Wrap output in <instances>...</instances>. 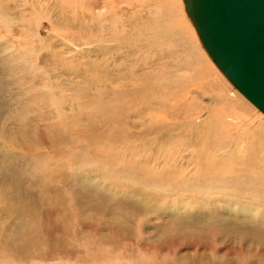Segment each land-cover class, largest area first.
I'll return each instance as SVG.
<instances>
[{"label":"bare ground","instance_id":"1","mask_svg":"<svg viewBox=\"0 0 264 264\" xmlns=\"http://www.w3.org/2000/svg\"><path fill=\"white\" fill-rule=\"evenodd\" d=\"M40 1L0 0V65L2 67L0 70V91L4 93L0 96V112L11 111L7 114L8 117L3 119L5 124L2 123L0 125V131L3 132V130L8 129V123L10 122V134L12 136L7 140L10 145L16 146L12 147L8 145L5 139H0V192L2 193L5 189L10 188L9 182H12L14 185L13 189L16 193L19 191L16 185L19 186V184L25 183L26 176L30 177L35 172L37 176L46 177L52 182L50 184H54L53 190L50 188L49 191L55 195V198L47 196L49 199H46L51 203L50 207L54 205V200L56 199L54 191L57 193V189L60 190L62 184H65V179L67 178L68 180L67 176H72L71 169L73 166L67 159H73V157L69 156L65 162L59 160L56 163L54 156H57V160L59 158L58 154L54 152V154L49 155L47 158L38 159L35 163L42 165V167L34 170L30 155L31 153L32 155L35 154V151H38L39 148L30 152L29 138L23 136L28 133L27 130H29L30 134V129L25 119L31 115V117L33 116L31 120H37L38 123L45 124L56 121V127L63 137H67L68 140L70 138L69 127L74 124L73 121L77 109L85 113L94 109L95 117L98 116L100 121L101 119L108 120L105 130H103V127L94 118L93 125L96 124L98 126L97 133L102 134L101 136L108 139H113L117 136L123 143L126 139L128 141L124 144L116 143V145L112 144V141H108L109 143L104 146L100 160L105 163V166L109 170L111 166L113 173L107 174L106 177H101L97 170L93 171V173L97 174V178L99 177L106 183L103 185V188L99 185L90 184L91 182L82 183L77 176H74L78 194H92L94 201L99 204L100 208L107 209L110 217L123 208L128 209L129 216H135V213L139 211L144 212V214L155 212V214L157 213L159 215L158 217H161V220L171 218L173 221L186 224L190 227L200 228L205 225L211 229L220 228V231L224 232H228L226 230L229 229L225 225H229L231 226V230L236 231V234L243 232V234L251 237L254 235L262 238L263 235L260 234L258 229L260 224L253 222L248 224L246 221L243 223L237 222L238 219H234L233 217L229 219L216 206L221 200H227V198L233 203V199L237 201L243 200L247 203L242 208L243 212H245L250 210V205L253 201L264 202V123L263 121L254 119L250 120L246 115L240 114L239 110L242 111L241 108L244 109L245 107L243 108V105L237 99L233 98L234 93L229 88L226 89L222 86L217 77H221V75L214 68V66H217L213 64L205 48L203 50L197 41V48H195L187 43L180 46V44L173 42L174 39H167L173 31L171 29L172 25L169 26L168 24L172 23L173 17L176 15V13L175 15L172 14L174 5L167 4V0V3L163 0L166 4H162L161 1H158L156 4H146L148 2L147 0H141V4H133V10L131 7L124 11L117 4L119 0H106L105 5H107V9L99 8V10H93L94 4L92 3L94 0H65V2L67 1L69 3L79 1L84 4L81 7L82 11L80 15L82 17H75L77 19V25L82 23L87 27L88 24L84 23L83 19H92L90 27L93 30L91 34L93 47L100 53L106 52L112 56L108 68L102 67L92 72L89 63L93 62L82 61L80 56L78 61L79 53L84 50L81 49L78 52V48H75V60L73 57L72 59H68L63 56L65 52L62 49L60 40L62 38V43H66L67 36L63 37L58 30L52 34H43L41 28L47 25L46 21L49 20L46 4L51 0H45L44 4H39ZM179 5L181 11H183V3ZM42 6H45L43 10H40L35 16H31L33 8ZM58 6L64 7L66 4H58ZM161 6H165L169 13V16L165 14L166 18L162 16L163 14L161 15L158 9L162 8ZM30 18H34L37 24L30 25L28 22ZM184 18L186 19L185 16ZM186 22L189 21L186 19ZM172 24L175 26L176 22ZM172 28L174 27L172 26ZM174 29L176 30V28ZM180 36L177 37L180 38ZM82 38L83 33L78 37L75 34V42H71L70 44L73 45L76 43L77 46L90 45L84 41H80ZM178 52H180V55ZM175 55L177 57L179 56L178 58L180 59L177 62L170 59ZM203 55L204 57H202ZM208 58L211 63L207 61ZM62 74H66L65 77H76L85 83L86 89L84 93L77 92L75 86V88H69L66 94L63 93L60 95L61 98L59 100L57 96L60 93H58L56 88L61 83L58 80ZM45 76L46 79H42ZM221 78L223 79V77ZM30 83H35V86H29L28 84ZM55 83L57 84V86L55 85L56 88L54 87ZM52 87H54L53 91ZM69 91L75 97L78 93L80 97L88 95L89 91H91L94 105L84 106L83 102L77 105L74 104L73 101L78 100L79 97H70L71 92ZM209 92H211V97L209 98L210 105H204L200 98L203 94H208ZM36 95H38L37 99L29 101V98ZM5 100L9 101L8 104L10 105L8 108L5 107L6 104L4 105L6 103ZM99 107L105 108V111H98ZM20 109L21 114L19 115L18 111ZM51 112L53 114H50ZM202 112L207 113L204 119L205 122L196 124L198 115ZM45 113L51 116L50 120L45 121L42 118ZM243 114L245 113L243 112ZM229 119L232 121L228 122ZM241 119L244 121L240 123L237 121V123L235 122L237 125H233L235 120ZM119 121H122L121 126L118 125ZM43 124H39V126L46 129V126ZM243 125H249V130H244L247 132L241 136L238 134L239 136L235 137L236 140L231 139L232 135L229 136L228 134L234 132L233 135H235L238 128L244 129L242 127ZM108 127L109 129H106ZM203 129H206L205 132L209 130L207 135L205 134V143H207V140H211L209 137L213 138V142L217 141L219 137V135L217 136V131L224 134L219 139L220 142L218 143L220 145L217 143L212 150L207 149L208 147L205 146L207 147L206 150L201 149L199 152H184L186 150L184 139L189 140L187 144H190L189 146L193 148L191 145V132L197 130L198 133ZM231 129L233 131H230ZM163 130L165 132L160 133ZM182 133L184 135H181ZM187 133L189 136H185ZM202 134L198 133L197 135ZM73 135L74 133L72 132ZM175 136H179V139L175 140ZM195 137L192 135L193 139ZM132 138L136 140L134 141ZM145 138L148 139L144 140ZM173 141H176L177 144H173ZM238 143L242 144V146H239ZM157 145H161L160 148L156 149ZM182 146L185 147L182 148ZM169 147L171 150L173 149V152L163 153ZM205 147L203 146V148ZM234 147L238 148L236 153L231 151ZM149 148L151 152H154L155 157L148 156L150 161L146 160L147 166L144 163L145 157L143 153ZM17 149L22 154L21 156H23L20 160L17 159L18 155L16 156L15 154ZM49 149H52V147ZM175 149L176 151L174 152ZM213 153L215 156H211ZM126 156H129V158L126 159ZM86 158L83 160L84 163H88ZM158 159L169 163L171 166L170 173H165V170L158 174L154 172L159 165V161L156 162ZM74 161L82 162L80 157H74ZM183 162L193 163L196 167L193 170L187 171L186 168L179 165V163ZM15 163L17 165L19 163L24 172L20 170L19 173H16L14 169ZM106 168L103 169L106 170ZM153 169L155 170L153 171ZM119 172H121V175ZM26 173H29V175H26ZM64 175L65 177L62 178ZM161 180L167 182V186H171L166 188L167 193L162 195L164 198L169 197L170 193L174 194L172 190L174 186L183 183L187 184V182L189 183L193 180L199 181L201 185L204 184L209 188V192L214 193L211 198H204V202L200 200L201 203L198 204V206H203L207 209V214L203 220L205 221L204 225L202 224L201 226V221L195 219V216L192 218L191 214H186L187 209L191 206L186 202L180 204V214L169 215L167 213H160L161 208L159 206H155V204L151 205V197L149 199L146 197L147 199L138 200V197L141 194L143 195L141 188L151 186L153 189L155 187L152 184L155 186ZM213 181L216 183L220 182L223 187L215 188V185H212ZM28 182H31L30 179ZM33 182H36L35 185H33ZM33 182L29 184L36 188L37 180ZM40 184L42 185V183ZM130 186L135 187L132 190L128 188ZM250 190H261V193L253 195L251 198L249 196ZM193 192L190 196L201 194L200 191ZM61 194L63 195L62 192ZM121 194L123 196H120ZM27 195L26 197L29 198ZM132 195L134 198L131 197ZM136 195L139 196L136 198ZM63 197L57 199L59 202L55 205L65 202L66 200H63ZM14 199L11 200L9 205L0 207L1 216L6 217L7 215L8 217H13L15 209H20L22 212H24V208L27 209L26 206L21 208L23 207L22 199ZM259 208L264 209V203H260ZM65 211L67 212V209ZM239 211L241 210L238 209ZM27 212L30 213L28 209ZM133 212L135 213L133 214ZM122 215L124 216V214ZM129 216H125L124 221L121 222L124 224V227L132 224H129ZM200 220L202 219L200 218ZM259 221L262 222V220ZM22 222L21 216L19 224H13L8 227L9 229L4 230V236L1 238L0 244L1 253L3 245L5 246L7 241H13L14 249L11 254L15 253L20 257L25 254L32 255L33 257L36 255L37 251L31 250L30 248L35 232L28 231V229L32 230V228L27 224L25 226L28 229L25 228L24 230L22 226L24 224ZM61 224H63L62 226L68 235H71L76 241H81L87 248L91 244L99 248L96 240L98 241V238L105 239L101 235H97L96 240L90 237V235L83 234L78 236L76 230H82L81 228L67 230V226L64 225L63 221H61ZM111 224L113 223L111 222ZM131 229L134 230L133 228ZM2 233L3 230L0 227V236H2ZM70 244L72 246V243ZM77 258L79 257L77 256Z\"/></svg>","mask_w":264,"mask_h":264},{"label":"rangeland","instance_id":"2","mask_svg":"<svg viewBox=\"0 0 264 264\" xmlns=\"http://www.w3.org/2000/svg\"><path fill=\"white\" fill-rule=\"evenodd\" d=\"M147 1L148 2L146 4H156L158 1H161L162 4L164 3V1L166 2V0L164 1L163 0H147ZM180 1L181 0H170V1L167 0L168 3L166 2L167 4L174 5L172 14L175 15L176 13L172 21V23L176 22V25L174 26L175 23L170 24L169 22H167L169 23L168 24L169 26L172 25L174 28H176L175 30L171 26V29H173V31H172V34L167 39L169 38L170 40L174 39L173 42L180 44V46H183L185 43H187V44H190L191 47L194 46L195 48H197V45H196V41H197L198 45L201 46V48L203 49L204 46H202L199 41L198 34L196 32V29L189 15L186 13L185 9L181 11V7L179 4H182L183 2L181 1L182 2L181 3ZM44 3H45V0H41L39 4H44ZM58 4H66V6L60 7L58 6ZM89 4L91 3L89 2ZM92 4H94L93 10L94 9L99 10V8L107 9V5H105L106 0H94ZM117 4H119L123 8L124 11L130 9L131 7L133 10L134 9L133 4H141V0H119ZM82 5L84 4L80 3L79 1H74L72 3H69L67 1L65 2V0L49 1L46 4L47 9H48L49 20L46 21L47 25L43 26L41 30L43 31V34H47V33L52 34L56 30H58L63 37L67 36L66 43H62V38L60 40L62 49L65 52L63 56H65L66 58L72 59L73 57L75 60V54H76L75 48H78V52L81 49L84 50L79 53L78 61H79V56H80L82 61L93 62V63H89L90 70L92 72L102 67L108 68L110 64V59L112 56L108 55L106 52L100 53L98 50H96L93 47L92 42H91V34L93 30L91 29L90 24H92V19H89V18L83 19V22L88 24L87 27L82 23L77 25V19H75V17H82L80 15L82 11L81 9ZM161 7L162 8H158L161 15L163 14L162 16L165 17V14L166 15L168 14L169 16V13L167 12L166 7L165 6H161ZM44 8L45 6L33 8L31 11V16H35L40 10H43ZM184 16L189 22H186V19L184 18ZM60 18L62 19L60 20ZM28 22L30 25L37 24L34 18H30ZM164 22L166 21L164 20ZM163 24L167 25L166 23H163ZM82 33H83V38L80 41H84L90 45H83V46L78 45L77 46L76 43L71 45L70 44L71 42H75V39H74L75 34H77V37H78L82 35ZM180 34L182 35L180 36ZM177 36H180V38ZM200 52L202 53L201 50ZM178 53L180 55V52ZM178 57L175 55L173 58H170V59L177 62L178 60H180ZM202 57H204V55ZM209 58L211 61H213L210 56ZM209 58L207 59V61L211 63ZM213 64H215L214 61H213ZM214 68L221 75V77H223L222 79L221 77L217 76L222 86L225 87L226 89L229 88V90L234 93L233 98L237 99L239 103L243 105V108L245 107L244 109L241 108L242 111L239 110L240 114L246 115V117L250 120L254 119L257 121H263L264 123V114L261 111H259L251 102H249L231 84V82L225 77V75L220 71L218 67L214 66ZM1 69L2 67L0 65V70ZM65 76L66 74H62L61 77H59L58 82H61V83L58 84V88H56L57 84L56 83L54 84V87L57 89L58 93H60L57 96L59 100L61 98L60 95H62L63 93L66 94L69 88H73V87L75 88V86H76L75 90H77V92L84 93V90L86 89L85 83H83L81 80L77 79L76 77L71 78V77H65ZM62 77H65V78H62ZM42 79H46V76L45 78L42 77ZM53 80L56 81L55 79ZM38 84L40 85L39 81H38ZM28 85L34 87L35 83H30ZM54 87H52V91ZM87 88L90 89L89 86H87ZM28 91H31V90H28ZM1 92L2 91H0V96L4 94L3 92L2 93ZM79 93L76 94V97L74 96V94L72 95V92L70 93L71 95L70 94L69 95L72 98L73 97L78 98ZM210 95H211V92H209L208 94H203L202 97L200 98L202 102L204 103V105H210V99H209L211 97ZM37 98H38V95L32 98H29V101L37 99ZM5 102L6 103H4V105L6 104L5 107L8 108L10 105L8 104L9 101L5 100ZM80 102H83L84 106L94 105L93 95L91 91H89L88 95L80 96L78 100L76 99L75 101H73V103L76 105L80 104ZM98 111L104 112L105 108L99 107ZM10 112L11 111L3 112L4 114L6 113L5 115L2 113V111L0 112V125H2V123L5 124L3 119L5 117H8L7 114H9ZM18 112L17 113L20 115L21 109ZM243 112L245 114H243ZM50 114H53V113L51 112ZM75 114L76 116H74V121H73L74 124L71 125V127H69L70 138H68V140H67V137H63L59 129L56 127V121L53 123L47 122L45 124L38 123L37 120L36 121L31 120L33 118V116L31 117V115L27 116V119H25V122H27L28 127L30 129V134H29V130H27L28 135L24 134L23 136L25 138L26 137L29 138V143H30L29 148L31 150L30 152L35 151L39 148L38 151H35V154L32 155L31 153L30 155L33 161V169L36 170L38 169V167L39 168L42 167V165L35 163L38 159L47 158L49 155H52L55 152V154H58V158H59L57 160V156L56 155H55L56 157L54 156V161L56 163H58L59 160H61L62 162H65L67 157L69 156L73 157V159L71 158L67 159V161L73 166V168L71 169L72 178L70 176H67L68 180L67 178L65 179V184H62L60 190L57 189V193L56 191H54L56 194V199L54 200V205H52L51 207H50L51 203L48 202V200L46 199H49L47 198V196H51L55 198V195L51 191H49L50 188L53 190L54 184H50L51 181H49L46 177H42L40 175L37 176L35 172L31 174L32 177L31 175L30 177L26 176L25 179L27 183L26 182L21 183L19 184V186L16 185L19 188V191H17L16 193H15V190L13 189L14 185L12 182H9L10 188L5 189L2 193L0 192V201H1L0 207H5L9 205L11 200L14 198H15L14 200L22 199L23 207L21 208H24L26 206L30 212L28 213L27 209L24 208L25 209L24 212H22L20 209L19 210L15 209L13 212V217H8L7 215L5 217V216L0 215V227L3 230L2 236H0V244H1V238L4 236V230H6L9 226L13 224H19L20 218L22 216V221H23L22 223L24 224L22 226L24 227V230L25 228L28 229L25 226L27 224L29 227L32 228V230L28 229V231L35 232L34 237L32 238L33 241H31L32 246H30V248L31 250L37 251L34 257L32 255H27V254L20 257L15 253L11 254L14 249V244H13V241H10V242L7 241L5 246L3 245L2 247V253L0 252V264H27V263L28 264H264V209L259 208V204L264 203L263 201H253V203L250 205L251 207L250 210L245 211V212H243L242 208L247 203L244 202L243 200L237 201L233 199L234 200V203H233L229 198H227V200H221V202L217 204L216 206L220 208V210L229 219L233 217L234 219H238L237 222L243 223L244 221H246L248 224H250V222L260 224L258 229L260 231V234L263 235V237L261 238V237H257L254 235L251 237V236L243 234V232L236 234V231L231 230V226L229 225H225V227L229 229V230H226L228 232L220 231V228H215V229L207 228V226L204 225L205 221H203L205 218L204 216H206L207 214V209H205L203 206L202 207L198 206V204L201 203L200 200H203L204 202V198L206 199L211 198L214 193L209 192L210 191L209 188H207L204 184H202L203 185L202 186L201 183L196 180H193L189 183L187 182V184L183 183V184H178V186L177 185L174 186L172 190L174 191L175 195L173 193H170V196L165 197V198L162 197V195L166 194L167 193L166 188L171 187V186H167L168 185L167 182H164L161 180L156 184L157 186L156 185L154 186V184H152V186L155 187L153 189L151 186H147L143 188L144 190L147 191V193L141 188L143 195L141 194L140 197H138L139 195L138 196L136 195V198L138 197V200H142V199L144 200L147 198L149 199L151 197L150 200L152 201V203L150 204L151 205L155 204V206H159L161 208L160 213H167L169 215L180 214L179 213L181 212L179 211L180 210L179 208L181 206L180 204L186 202L187 204L191 205L187 209L186 214H191L192 218H194L195 216V219L201 221L200 225L202 226L203 224L204 227H200V228L190 227V226H187L186 224L178 223L177 221L171 220V218L169 219L166 218V220L165 219L161 220V217H158L159 215L157 213L155 214V212H152L151 214L150 213L144 214V212L139 211L136 213L133 212V214L135 213V216L134 215L129 216L128 209H124V208L119 212L118 211L115 212L113 216L110 217V215L108 214V210L107 209L105 210V208L103 207L100 208L99 204H97L94 201L92 194H89V193L88 195H84V193L83 195L78 194L77 188L75 186L74 176H77V178L82 183L91 182L90 184L99 185L100 187L103 188V185L106 183L103 182V180L100 179L99 177L97 178V174L93 173V171L97 170L101 177H106L107 174L113 173L112 167L110 166V170H109L108 167L105 166V163L103 161L101 162L100 160V155L102 151L104 150L103 149L104 146L107 145V143H109L110 141H112V144L116 145V143L118 144L127 143L128 140L126 139L123 143L122 140L117 136H116L117 138L114 137L113 139H108L106 137L101 136L102 134L100 135L99 133H97L98 126L96 124L93 125L94 118L98 121L100 126L103 127V130H105V126L108 120L101 119L100 121V118H98V116L95 117L94 109L89 110L88 113L79 111L77 109V112ZM206 116H207L206 112L200 113L196 120L197 121L196 124L200 122L202 123L204 119L206 118ZM42 118L45 119V121H47L51 119V116H48L45 113ZM231 121L232 120L229 119L228 122H231ZM237 121L240 123L241 121H244V120L242 119L235 120L233 125H237L235 124V122L237 123ZM72 123H69V124H72ZM9 124L10 122L8 123V129L4 128L5 130H3V132L0 131V139L1 138L5 139L7 143H8L9 137L12 136V134H10L11 126L9 127ZM39 124H43L44 126H46V129L39 126ZM121 124H122V121H119L118 125L121 126ZM248 126L243 125L242 127H244V129L238 128L236 130L237 132L238 130H240L239 133L236 132V134L233 135L234 134L233 132L228 135L229 136L232 135L231 139L236 140L235 137L239 136L238 134H240L241 136L243 133L247 132L244 130H249ZM106 129H109V127ZM205 130L206 129H203L201 130V132L198 130L199 131L198 133H203L202 135H199V136L197 135L198 134L197 130L191 132L192 133L191 134V139H192L191 145L193 146V148L189 146L190 144L189 145L187 144L189 140L184 139L185 141L184 143L186 146V147L182 146V148L184 147L186 148L184 152H188V151L199 152L201 151V149L206 150L207 147H208L207 149L212 150V148L215 147L218 142H220L219 139L221 138V136L224 135L220 131H217V136L219 135L218 140L213 142L212 140L213 138L209 137V139L211 140L209 141L207 140V143H208L207 145V143H205V134L207 135V132L209 130H207L206 132ZM216 130H218V128H216ZM230 131H233V129H231ZM72 132L74 133L73 136H72ZM164 132L165 130L161 131L160 133H164ZM181 135H184V133H182ZM192 135L196 137L193 139ZM185 136H189L188 133ZM178 137L179 136H175V140L179 139ZM147 139L148 138H145L144 140H147ZM132 140L135 141L136 139L132 138ZM149 141H151V139H149ZM172 143L177 144L176 141H173ZM139 144L141 143L139 142ZM8 145H10V143H8ZM240 145L242 146V144H239V146ZM10 146L16 147L15 145H10ZM160 146L157 145L156 149L160 148ZM203 146L204 147L207 146V147L203 148ZM48 147L49 148L52 147V149H49ZM237 149L238 148L234 147L231 151L233 153H236ZM172 150L169 147L163 153L165 154L172 153L173 152ZM16 151L17 152L15 154L16 156L18 155L17 159L20 160V158H23L19 150L17 149ZM175 151L176 149L174 150V152ZM220 153H223V152H220ZM143 154L145 157L144 159L145 165H147L146 160L150 161L148 156L151 155L150 157L152 158L155 157L154 152H151L150 148L147 149V151ZM159 156H160V153H159ZM164 156H168V155H164ZM211 156H215V154L213 153ZM74 157H80L82 162L74 161ZM85 158L88 163L83 162ZM128 158L129 156L128 157L126 156V159ZM161 160L162 159L156 160V162L159 161V165L156 171H154L155 169H153V171L156 174L164 170H165L164 171L165 173H170L171 166L169 165V163L165 161H161ZM179 165L186 168L187 171L193 170L196 167L195 164L186 163V162L179 163ZM28 168H31V167H28ZM103 168H106V170H104ZM159 168H162V169H159ZM14 169L16 173H19L20 170L24 172L23 168H21L19 163L18 165L17 163H15ZM91 171L93 174L91 173ZM119 174L121 175V172H119ZM26 175H29V173H26ZM64 177L65 175L62 176V178ZM33 178L34 179L37 178V179L34 180ZM29 179L31 182H28ZM36 180H37V184L35 188V186L33 185H35L36 182H33V181H36ZM32 182L34 183L33 185H31ZM40 183H42V185ZM212 185L213 186L215 185L214 186L215 188L223 187L220 182L216 183L215 181L212 182ZM134 187L135 186L133 187L130 186L128 188H131L133 190ZM40 189L41 191H39ZM63 189L65 190L63 191ZM151 189L152 190L155 189V190L152 192ZM192 191L194 192L200 191L201 194L200 195L195 194V195L190 196ZM19 192L20 194L18 196ZM61 192L63 193V195L61 194ZM21 193L23 194L24 197L22 196ZM259 193H261V190H253V191L250 190L249 196L252 198L253 195H256ZM26 195L29 198L30 196H32V198L29 199L26 197ZM120 196H123V195L121 194ZM60 197H63L62 199L66 200L65 202L61 203L64 207L61 204L55 205L56 203L59 202V200L57 201V199H59ZM131 197L134 198L133 195ZM62 208L63 210H61ZM64 209L65 210L67 209V212ZM238 209L241 211L238 212ZM121 213L124 214V216ZM125 216L130 217L129 219L130 221L129 220L128 221H129V224L130 223L132 224H130L129 226L133 228L134 230H132L129 226L124 227V224L121 223L124 221ZM200 218L202 220H200ZM115 220H118V221H115ZM259 220H262V222H260ZM61 221H63L64 225L67 226V230L81 228L82 230H76L77 231L76 233L78 236L83 235V234L90 235V237H93L96 240L97 235H101L105 237V239L98 238V241L96 240L97 244H99V248H96V246H93L92 244L91 245L93 247L90 245V247L87 248V246L82 244L81 241H76L71 235H68L67 232H65L64 227L62 226L63 224H61ZM111 222L113 224H111ZM134 223H135V226H134ZM70 243H72V246ZM65 247L67 248L65 249ZM69 251L71 252V254H69L70 253ZM213 251H215V253H213ZM64 256L65 257L67 256V257L65 258ZM77 256L79 258H77Z\"/></svg>","mask_w":264,"mask_h":264},{"label":"water","instance_id":"3","mask_svg":"<svg viewBox=\"0 0 264 264\" xmlns=\"http://www.w3.org/2000/svg\"><path fill=\"white\" fill-rule=\"evenodd\" d=\"M209 56L264 114V0H182Z\"/></svg>","mask_w":264,"mask_h":264}]
</instances>
